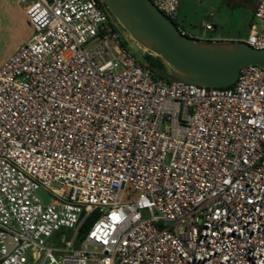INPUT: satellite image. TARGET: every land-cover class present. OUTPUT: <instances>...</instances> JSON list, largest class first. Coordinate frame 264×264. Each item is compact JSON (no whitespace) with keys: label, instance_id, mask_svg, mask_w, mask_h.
<instances>
[{"label":"built area","instance_id":"obj_1","mask_svg":"<svg viewBox=\"0 0 264 264\" xmlns=\"http://www.w3.org/2000/svg\"><path fill=\"white\" fill-rule=\"evenodd\" d=\"M24 1L32 35L0 65V264H264V67L169 79L100 0ZM254 16L235 39L263 48L264 0Z\"/></svg>","mask_w":264,"mask_h":264},{"label":"water","instance_id":"obj_2","mask_svg":"<svg viewBox=\"0 0 264 264\" xmlns=\"http://www.w3.org/2000/svg\"><path fill=\"white\" fill-rule=\"evenodd\" d=\"M100 2L117 27H123L149 54L158 55L162 65L149 62L145 57L138 58L128 47L137 59L166 78L222 86L232 83L239 68L247 63L264 67V47H254L245 40L192 38L181 33L151 0ZM121 36L126 40L122 33ZM38 191L47 202V193Z\"/></svg>","mask_w":264,"mask_h":264},{"label":"rangeland","instance_id":"obj_3","mask_svg":"<svg viewBox=\"0 0 264 264\" xmlns=\"http://www.w3.org/2000/svg\"><path fill=\"white\" fill-rule=\"evenodd\" d=\"M20 5H23L21 1ZM3 7L4 1L0 0V65L3 60L19 46L17 40H19L23 31V27L2 26L4 20V15L2 13V11L4 12ZM180 9L181 11H189L191 19L195 20L194 22L196 25L185 23L187 30L195 34L199 31L200 19L215 22L216 25L210 31L211 34L228 37L246 35L251 20V13L249 10L245 11L243 6H231L227 3V0H178V10ZM253 20L257 21L258 24L260 23L258 18H253ZM120 32L126 38L128 47L138 58L141 59L148 53V50H145L142 45L136 42L123 27H120ZM135 194L136 191L133 190L132 195ZM63 230L66 235H69V229L63 228ZM51 240H55L53 243L55 242L63 245L66 243L67 238L60 240L52 238Z\"/></svg>","mask_w":264,"mask_h":264},{"label":"crops","instance_id":"obj_4","mask_svg":"<svg viewBox=\"0 0 264 264\" xmlns=\"http://www.w3.org/2000/svg\"><path fill=\"white\" fill-rule=\"evenodd\" d=\"M4 1V12L2 11L3 15H4V20H3V27H23V31L22 34L19 38V40H17V43L20 44V42L25 41L27 39H29L32 35L33 32V28L31 26V24L29 23L27 16L25 14V10H24V5H25V1L24 0H3ZM6 1V2H5ZM20 1L23 3V5H20ZM258 0H227V3L229 5H236V6H243L245 11L249 10L251 13V20L249 22V28H248V32L246 35H239V36H219V35H213L210 33V31L213 29V27H215V22L214 21H209L212 23L213 27L212 28H205L201 23L202 20L204 19H200L199 21V31L196 34L205 36V37H214V39H219V40H230V39H235L238 37H245L248 35V33L251 30V26L252 23H256L258 24L257 21H254L253 18H256L254 16V9L256 7ZM13 2V4H12ZM176 20L185 28L187 29V27L185 26V23H189L190 25H196V23L194 22V19H191V15L189 11H181L178 10V5H177V12H176Z\"/></svg>","mask_w":264,"mask_h":264},{"label":"trees","instance_id":"obj_5","mask_svg":"<svg viewBox=\"0 0 264 264\" xmlns=\"http://www.w3.org/2000/svg\"><path fill=\"white\" fill-rule=\"evenodd\" d=\"M124 43L125 44L127 43V41L125 39H124ZM144 57L149 62L155 63L157 65H162L161 60H160L158 55H152V54L146 53ZM95 216H96L95 214H92V215H89L87 217V219L85 220V222L82 224V226L80 228V235H83V233L85 232V229L91 223V221L95 218Z\"/></svg>","mask_w":264,"mask_h":264}]
</instances>
